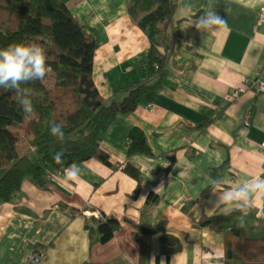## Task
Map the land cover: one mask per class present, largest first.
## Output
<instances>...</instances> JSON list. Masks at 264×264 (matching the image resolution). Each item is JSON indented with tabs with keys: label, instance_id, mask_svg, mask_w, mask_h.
Wrapping results in <instances>:
<instances>
[{
	"label": "crops",
	"instance_id": "crops-1",
	"mask_svg": "<svg viewBox=\"0 0 264 264\" xmlns=\"http://www.w3.org/2000/svg\"><path fill=\"white\" fill-rule=\"evenodd\" d=\"M62 1L95 39L93 80L103 98L153 79L151 43L128 12L131 0ZM174 1L161 24L165 75L108 128L101 149L110 164L97 158L75 163L80 178L69 183L63 170L47 169L43 183L27 179L10 201L0 202V264H31L29 250L46 255L35 264H149L153 258L155 264L161 258L224 264L227 233L199 222L203 215L238 213L222 206L210 211L218 191L213 178L230 188L264 177V89L245 87L229 97L246 78L264 81V23H258L264 0ZM209 5L227 19L228 30L208 35L190 27L189 17ZM132 129L143 132L149 152L129 154L125 140ZM126 164L139 170V185ZM100 214L119 224L106 242L85 228ZM243 218L242 234L261 237L264 202Z\"/></svg>",
	"mask_w": 264,
	"mask_h": 264
},
{
	"label": "trees",
	"instance_id": "trees-1",
	"mask_svg": "<svg viewBox=\"0 0 264 264\" xmlns=\"http://www.w3.org/2000/svg\"><path fill=\"white\" fill-rule=\"evenodd\" d=\"M175 5L174 0L129 2V14L149 37L147 62L154 77L130 86L121 96L105 99L93 80L95 39L62 0H0V49L35 42L50 68L43 84L32 81L22 85L26 93L0 88V202L10 201L27 179L43 183L47 169L61 171L91 158L110 164L101 149L108 128L118 116L134 111L144 94L165 75L167 54L160 41L165 30L161 24ZM24 98L32 101L35 113L27 119L19 107ZM51 123L62 126V141L50 134ZM206 125L203 122L200 128ZM125 143L129 154L149 152L139 129H132ZM58 152L63 154V165L53 161ZM124 170L140 184L138 169L126 164ZM211 188L203 190L200 199H205ZM149 198L156 200L151 194ZM240 215H203L199 224L227 233L224 264H264V230L261 237L242 234ZM85 228L92 238L106 242L119 224L100 214L98 219L86 221Z\"/></svg>",
	"mask_w": 264,
	"mask_h": 264
},
{
	"label": "clouds",
	"instance_id": "clouds-1",
	"mask_svg": "<svg viewBox=\"0 0 264 264\" xmlns=\"http://www.w3.org/2000/svg\"><path fill=\"white\" fill-rule=\"evenodd\" d=\"M188 23L190 27L194 26L198 32L208 35L217 30H228L227 19L219 15L211 5L199 15L190 16ZM49 71L45 54L35 42L11 44L7 48L0 49V88L15 90L17 93H26L27 90L22 89V85L32 81L43 84ZM19 107L25 119L35 114L32 101L28 98L21 99ZM49 131L58 140L64 139V131L60 124L51 123ZM53 161L56 165H63V154L56 153L53 156ZM63 174L66 183L75 182L80 178L79 166L74 163L63 168ZM234 183V187L224 188L221 179H212V185L218 191L215 194V200L211 202L213 207L210 211L222 206V211L239 212L241 215L238 219L242 227L243 217L257 202H264V177L251 176ZM149 264H155V259L153 258ZM160 264H165L163 258H161Z\"/></svg>",
	"mask_w": 264,
	"mask_h": 264
},
{
	"label": "built area",
	"instance_id": "built-area-1",
	"mask_svg": "<svg viewBox=\"0 0 264 264\" xmlns=\"http://www.w3.org/2000/svg\"><path fill=\"white\" fill-rule=\"evenodd\" d=\"M258 23L259 24H263L264 23V4L260 8L259 17H258ZM244 85L245 86L233 88L231 93H230V95H229V97H232V96L236 97V96L240 95L242 92H244L245 87L253 86L254 88H258L260 90L264 89V81L263 80L259 81L258 79L254 80V79H251V78H246L244 80ZM121 166H123V164ZM258 211H259V209H257V208L254 209V212L256 214H257ZM29 256H30L29 257L30 258L29 262L31 264L38 263V262H40L41 260H43L45 258L44 253L36 254L33 250H30Z\"/></svg>",
	"mask_w": 264,
	"mask_h": 264
},
{
	"label": "rangeland",
	"instance_id": "rangeland-1",
	"mask_svg": "<svg viewBox=\"0 0 264 264\" xmlns=\"http://www.w3.org/2000/svg\"><path fill=\"white\" fill-rule=\"evenodd\" d=\"M122 164L120 163L119 164V166H121ZM262 230V229H261ZM247 232H249V234H250V232L252 233V235H258V234H260L259 233V231H257V230H247ZM248 235V234H247ZM36 254H40V253H44V252H40V251H36V250H33ZM29 252H30V250L28 251V255H29ZM44 255H45V253H44ZM46 256V255H45ZM30 256H28V261L30 260V258H29ZM45 259V258H44ZM43 259V260H44ZM42 261V260H41ZM40 261V262H41ZM39 263V262H38Z\"/></svg>",
	"mask_w": 264,
	"mask_h": 264
}]
</instances>
